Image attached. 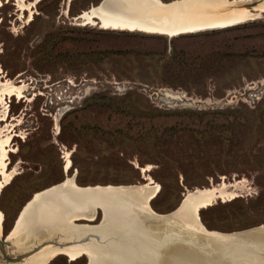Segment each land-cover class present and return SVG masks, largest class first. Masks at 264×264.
Segmentation results:
<instances>
[{
    "label": "rangeland",
    "instance_id": "374dc122",
    "mask_svg": "<svg viewBox=\"0 0 264 264\" xmlns=\"http://www.w3.org/2000/svg\"><path fill=\"white\" fill-rule=\"evenodd\" d=\"M2 2L0 81L26 88L7 98L8 120L20 121L8 159L17 173L0 194V264L24 254L12 234L16 218L34 192L65 178L66 150L78 185L143 183L148 166L159 213L187 190L244 179L239 197L201 209L200 221L227 233L264 226V13L168 36L79 17L100 0H25L23 9ZM101 218L98 209L75 223ZM86 263L60 254L47 264Z\"/></svg>",
    "mask_w": 264,
    "mask_h": 264
},
{
    "label": "bare ground",
    "instance_id": "6f19581e",
    "mask_svg": "<svg viewBox=\"0 0 264 264\" xmlns=\"http://www.w3.org/2000/svg\"><path fill=\"white\" fill-rule=\"evenodd\" d=\"M24 1L16 0L22 9ZM251 1L110 0L102 8L97 4L84 9L79 17L105 28L173 36L260 17L264 0L247 6ZM32 16L31 8L27 20ZM25 88L23 81H0V130L2 121L8 126L5 137L0 135V194L17 173L15 167H8V159L9 152L14 151L10 143L16 133L12 131L20 120L14 116L8 120L7 98L14 95L20 99ZM62 157L65 178L34 192L12 231L17 236V250L38 248L11 263L47 264L63 254L69 260L86 256V264H264V226L227 233L207 229L199 218V211L217 200L226 202L239 197L244 179H223L219 184L187 190L173 211L159 213L150 206L160 186L145 176L148 166L141 168L147 180L143 183L78 185L75 174H68L72 167L69 151H63ZM98 209L102 211L99 223H75L95 219ZM3 221L0 209V237Z\"/></svg>",
    "mask_w": 264,
    "mask_h": 264
},
{
    "label": "water",
    "instance_id": "95a60500",
    "mask_svg": "<svg viewBox=\"0 0 264 264\" xmlns=\"http://www.w3.org/2000/svg\"><path fill=\"white\" fill-rule=\"evenodd\" d=\"M109 1L110 0H100V2L98 3V6H100V8H102V7H104L105 5H107L108 3H109ZM259 1H261V0H253V1H251L250 3H247L246 5L247 6H253V5H255V4H257V3H259ZM58 184V183H57ZM96 217V216H95ZM6 239H3V240H1L0 239V250H1V252H2V254L5 256V258L7 257L6 256V252H5V249H4V247H3V245H5L6 244ZM172 245V244H171ZM173 247V246H172ZM38 248V246H36L34 249H32L31 251H27V252H24V254L23 255H21V256H19V257H13L12 259H8L10 262H15V261H18V260H21V259H23L25 256H27L28 254H30L33 250H36ZM204 249L205 250H207V252H210V248L209 247H207V246H205L204 247ZM160 253V252H159ZM159 259V258H158ZM156 261V260H155ZM158 262L160 261V260H157Z\"/></svg>",
    "mask_w": 264,
    "mask_h": 264
},
{
    "label": "trees",
    "instance_id": "16d2710c",
    "mask_svg": "<svg viewBox=\"0 0 264 264\" xmlns=\"http://www.w3.org/2000/svg\"><path fill=\"white\" fill-rule=\"evenodd\" d=\"M229 27V26H228ZM63 180V179H62Z\"/></svg>",
    "mask_w": 264,
    "mask_h": 264
}]
</instances>
